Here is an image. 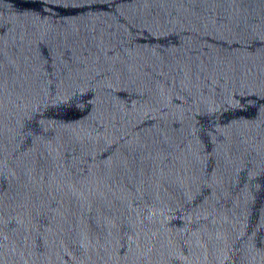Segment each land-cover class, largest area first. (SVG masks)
Instances as JSON below:
<instances>
[{
  "label": "water",
  "instance_id": "water-1",
  "mask_svg": "<svg viewBox=\"0 0 264 264\" xmlns=\"http://www.w3.org/2000/svg\"><path fill=\"white\" fill-rule=\"evenodd\" d=\"M0 264H264V0H0Z\"/></svg>",
  "mask_w": 264,
  "mask_h": 264
}]
</instances>
